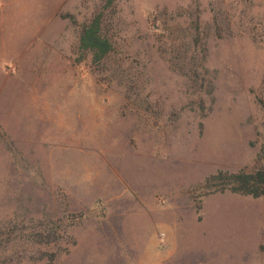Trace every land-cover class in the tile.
I'll return each mask as SVG.
<instances>
[{"label": "rangeland", "instance_id": "374dc122", "mask_svg": "<svg viewBox=\"0 0 264 264\" xmlns=\"http://www.w3.org/2000/svg\"><path fill=\"white\" fill-rule=\"evenodd\" d=\"M262 165L264 0H0V264L50 221L53 264H264V195L203 187Z\"/></svg>", "mask_w": 264, "mask_h": 264}, {"label": "trees", "instance_id": "16d2710c", "mask_svg": "<svg viewBox=\"0 0 264 264\" xmlns=\"http://www.w3.org/2000/svg\"><path fill=\"white\" fill-rule=\"evenodd\" d=\"M116 0H107L112 5ZM102 12L96 14L90 21L82 26L79 47L84 52H90L93 61L101 62L107 58L113 49V43L102 31ZM262 155H260V158ZM204 188L210 192L232 191L234 193L260 197L264 195V165L252 170L241 169L239 171L220 170L206 178ZM54 225V226H53ZM55 221L41 223L32 227L30 233L24 235V239L32 245H59L62 240L65 244L62 250H40L37 259L44 264H53L58 253L67 251L69 244H76V239L67 234H61L55 227ZM69 237V239H68ZM69 243V244H68ZM60 249V248H58Z\"/></svg>", "mask_w": 264, "mask_h": 264}, {"label": "built area", "instance_id": "2783aa9c", "mask_svg": "<svg viewBox=\"0 0 264 264\" xmlns=\"http://www.w3.org/2000/svg\"><path fill=\"white\" fill-rule=\"evenodd\" d=\"M160 239L162 242L165 241V239H166V233L165 232L160 233Z\"/></svg>", "mask_w": 264, "mask_h": 264}]
</instances>
